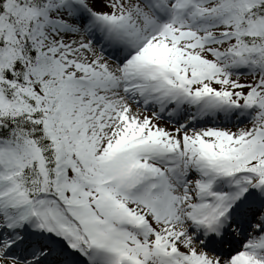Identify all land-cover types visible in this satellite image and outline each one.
I'll use <instances>...</instances> for the list:
<instances>
[{
	"label": "snow or ice",
	"instance_id": "snow-or-ice-1",
	"mask_svg": "<svg viewBox=\"0 0 264 264\" xmlns=\"http://www.w3.org/2000/svg\"><path fill=\"white\" fill-rule=\"evenodd\" d=\"M0 264H264V0H0Z\"/></svg>",
	"mask_w": 264,
	"mask_h": 264
}]
</instances>
